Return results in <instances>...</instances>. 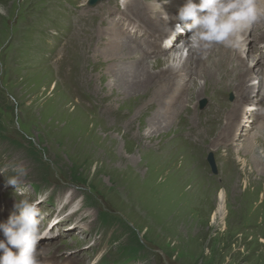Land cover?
<instances>
[{
    "label": "bare ground",
    "instance_id": "6f19581e",
    "mask_svg": "<svg viewBox=\"0 0 264 264\" xmlns=\"http://www.w3.org/2000/svg\"><path fill=\"white\" fill-rule=\"evenodd\" d=\"M109 1L113 0L85 3L74 16V23H78L80 29L70 32L89 37L94 44L91 51L81 47V58H71L66 67L51 70L48 79H44L50 78L53 82L52 101L35 124L57 140L59 150L66 147L65 151L87 155L90 162L96 163L98 174L108 177L110 187L106 186L129 212L141 213L137 193L141 183H146L155 194L152 197L155 207L190 206L171 199L172 203L167 204V194L159 193L164 186L162 181L157 184V180L167 170L176 180L177 188L189 187L186 195L195 202L190 206L193 210L200 197H212L217 188L200 166L207 144L214 145L215 150L221 146L225 148L223 157L234 149V156L244 155L251 163L261 164L255 156V148L264 146V113H261L263 124L257 127L258 130L254 127L258 118L253 113L258 107L259 110L264 108V23L257 21L251 27L253 43L249 56H245L249 47L246 49L243 44L248 30L242 34L236 49L221 45H214L207 51L177 47L188 38H184L187 31L177 34L172 46L164 48L162 41L170 35L168 26L173 23L165 14L168 17L176 15L172 10L183 6L186 0H168L167 3L164 0H124L122 10L115 3L108 5ZM118 3L121 6L120 0ZM95 5V10H87ZM18 12L8 21L2 20L4 15H1L0 27H4V23L8 27H17ZM92 15L98 17L97 24ZM42 81L36 88L43 93L41 86L44 88L46 83ZM223 94H229L236 101L225 104ZM203 98L208 99L207 107L203 111L197 110V102ZM239 100H242L241 104ZM134 109L136 113L131 115ZM196 110L202 112L196 113ZM148 112L151 113L145 121L143 117ZM112 117L118 118L117 122ZM186 124L194 129L182 131L183 127L187 128ZM122 127L123 131L120 130ZM133 128L136 132L132 133ZM250 129L255 131L249 134ZM187 135L191 136V141L186 140ZM118 137L124 142H132L130 146L124 144L128 146H125L128 157L119 153ZM244 140L245 145L238 149ZM185 141L187 143L183 145ZM135 154L149 160L146 175L141 174L135 163ZM216 199L212 219L222 218L225 213L226 197L222 190ZM78 212L77 207L75 213ZM84 219L80 216L81 222ZM73 230L85 235L79 228Z\"/></svg>",
    "mask_w": 264,
    "mask_h": 264
},
{
    "label": "rangeland",
    "instance_id": "374dc122",
    "mask_svg": "<svg viewBox=\"0 0 264 264\" xmlns=\"http://www.w3.org/2000/svg\"><path fill=\"white\" fill-rule=\"evenodd\" d=\"M20 1L21 5L17 6ZM85 3L94 4L92 0H0V18L4 15L2 20H11L19 11L20 26L8 27L4 23V27H0V179L6 182V187L3 184L1 191H17L18 196L29 194L31 198L39 193L43 195L40 196L41 200L48 197L50 202L38 204L41 211L47 214L45 218L48 221L52 211L58 210L55 208L58 207L59 196L66 193L72 207L67 205L65 212L69 210L68 207L71 211L78 207L80 212L69 214V220L56 224V228L60 238H64L61 252H74L77 261L82 262L79 264H91L96 251H91L90 244L99 235L113 247L111 258L105 264H264L263 145H260V149L255 148V156L261 160V164L256 165L244 155L234 156V149L223 157L227 151L225 148L221 146L215 150L214 145L207 144L200 166L213 185L217 186L212 197H200L197 207L191 210L190 206L195 202L186 195L189 187L177 188L176 180L168 175L170 171L167 170L157 180V184L162 181L164 186L159 193L167 194V204L174 200L190 206L178 208L174 204L172 209L155 207L152 199L155 194L151 193L146 183H141L137 188L141 213L134 214L113 196L108 177L98 174L96 163L90 162L87 155L65 151L66 147L59 150L57 140L35 124L47 112L52 101L53 82H50V78L48 81L44 79H48L51 70L66 67L71 58H81V47L87 51L92 49L94 43L89 37L70 32L80 29L73 18ZM108 3H115L122 10L118 0ZM97 5L87 7V10H95ZM91 18L97 24L98 17L92 15ZM188 35L191 34L187 32L184 38ZM252 36L253 30L250 29L243 39L248 50L253 43ZM248 50H245V56L250 55ZM185 56L186 52L183 58ZM40 81L46 83L44 88L41 86L43 93L36 88ZM222 97L225 104H233L235 100L229 94ZM207 102L208 99L203 98L197 102L196 109L203 111ZM197 110L196 113L202 112ZM122 111L126 112V109ZM134 113L136 110H132L131 115ZM150 113H145L143 120L147 121ZM253 116L258 118L254 127L262 126L259 107ZM112 118L117 122L118 118ZM136 124L137 121L135 128ZM186 127L181 130L188 132L189 128L194 129L190 124H186ZM135 128L132 133L136 132ZM123 129L120 128L121 131ZM254 131L250 129L248 133ZM185 138L189 141L192 139L190 135ZM117 140L119 153L128 157L125 146H130L132 142H124L120 137ZM245 143L246 140L241 141L238 149ZM134 160L142 175L149 173L147 158L135 154ZM18 165L26 169V175L20 177L16 185L8 184L9 178L17 175L13 169ZM220 190L226 197V210L222 218L217 216L212 219L217 205L216 195ZM4 195L8 198L7 194ZM21 200L24 197H20ZM80 216L85 217L82 222ZM72 227L81 229L85 235L71 231ZM123 248L126 251L140 248L143 252L132 259L125 256Z\"/></svg>",
    "mask_w": 264,
    "mask_h": 264
},
{
    "label": "clouds",
    "instance_id": "9594fccd",
    "mask_svg": "<svg viewBox=\"0 0 264 264\" xmlns=\"http://www.w3.org/2000/svg\"><path fill=\"white\" fill-rule=\"evenodd\" d=\"M120 2L123 7L124 0ZM262 13L264 9L258 6L257 0H186L176 15L168 17L165 14L173 23L168 26L170 35L164 39L162 47H171L177 34L187 31L191 35L177 47L207 51L214 45H221L236 49L242 34L261 19ZM13 170L17 175L9 178L8 184L16 185L18 179L26 175V169L18 165ZM14 207L18 214L0 222L3 236L0 239V264H40L37 248L41 238L39 207L27 199L15 203Z\"/></svg>",
    "mask_w": 264,
    "mask_h": 264
},
{
    "label": "trees",
    "instance_id": "16d2710c",
    "mask_svg": "<svg viewBox=\"0 0 264 264\" xmlns=\"http://www.w3.org/2000/svg\"><path fill=\"white\" fill-rule=\"evenodd\" d=\"M125 248H123L126 254L125 256H130L132 259L139 255L141 251L143 252V250H141L140 248H132L130 249V251H126Z\"/></svg>",
    "mask_w": 264,
    "mask_h": 264
},
{
    "label": "water",
    "instance_id": "95a60500",
    "mask_svg": "<svg viewBox=\"0 0 264 264\" xmlns=\"http://www.w3.org/2000/svg\"><path fill=\"white\" fill-rule=\"evenodd\" d=\"M95 0H92V2H94ZM214 170V169H213Z\"/></svg>",
    "mask_w": 264,
    "mask_h": 264
}]
</instances>
